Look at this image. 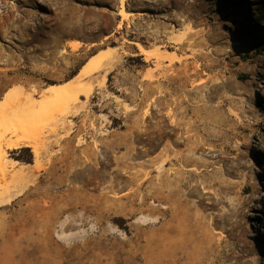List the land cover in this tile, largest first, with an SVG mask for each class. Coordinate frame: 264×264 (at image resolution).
I'll list each match as a JSON object with an SVG mask.
<instances>
[{"label": "rangeland", "instance_id": "rangeland-1", "mask_svg": "<svg viewBox=\"0 0 264 264\" xmlns=\"http://www.w3.org/2000/svg\"><path fill=\"white\" fill-rule=\"evenodd\" d=\"M9 105L36 128L6 157L39 167L0 264H264V0H0V130Z\"/></svg>", "mask_w": 264, "mask_h": 264}, {"label": "bare ground", "instance_id": "bare-ground-1", "mask_svg": "<svg viewBox=\"0 0 264 264\" xmlns=\"http://www.w3.org/2000/svg\"><path fill=\"white\" fill-rule=\"evenodd\" d=\"M120 13L124 19H128L130 14L125 8H121ZM54 42L57 44L58 39H55ZM135 44L141 52H147L148 49L143 47L140 42L135 41ZM63 50L64 49L61 48V51ZM114 58L115 49L113 47L100 49V51L92 54L85 61L74 79L67 80L61 85L51 84L47 86L43 98L51 101L55 99V97L66 98L68 95L74 101L80 99L81 94L89 93L93 85L98 83L92 80L86 82L82 77L100 69H105L108 65L113 63ZM5 102L11 104L10 96L6 98ZM35 112L36 110L34 107L30 105H27L18 112L12 105H9L6 109V113H11L13 122L10 123L6 129L0 130V205L9 203L14 196L20 194L22 188L29 182L30 173L33 171L31 169L39 167L38 162L35 161L33 163H23L22 166L17 168L15 166H17L19 161L14 158L6 157L7 147L16 146L18 142H26L35 134L36 126L33 124ZM171 129L172 128H170V130ZM7 133L14 137V139L6 138ZM32 149L35 155H37V146L33 145Z\"/></svg>", "mask_w": 264, "mask_h": 264}, {"label": "trees", "instance_id": "trees-1", "mask_svg": "<svg viewBox=\"0 0 264 264\" xmlns=\"http://www.w3.org/2000/svg\"><path fill=\"white\" fill-rule=\"evenodd\" d=\"M17 151L18 152L28 151L30 153V155L27 158H23L22 156H18V155L14 156L13 158H15L17 160L25 161V162H31L32 161V155H31L29 147L22 146V147L18 148Z\"/></svg>", "mask_w": 264, "mask_h": 264}]
</instances>
